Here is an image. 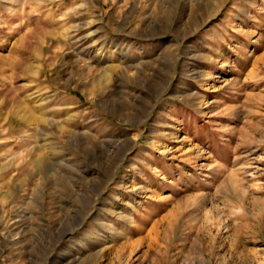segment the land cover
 I'll return each mask as SVG.
<instances>
[{
    "label": "rangeland",
    "instance_id": "374dc122",
    "mask_svg": "<svg viewBox=\"0 0 264 264\" xmlns=\"http://www.w3.org/2000/svg\"><path fill=\"white\" fill-rule=\"evenodd\" d=\"M0 264H264V0H0Z\"/></svg>",
    "mask_w": 264,
    "mask_h": 264
}]
</instances>
